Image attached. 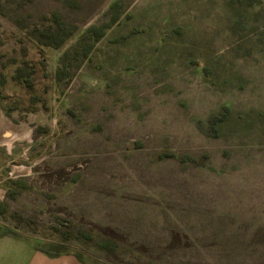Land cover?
<instances>
[{
    "label": "rangeland",
    "instance_id": "rangeland-1",
    "mask_svg": "<svg viewBox=\"0 0 264 264\" xmlns=\"http://www.w3.org/2000/svg\"><path fill=\"white\" fill-rule=\"evenodd\" d=\"M0 264H264V0H0Z\"/></svg>",
    "mask_w": 264,
    "mask_h": 264
},
{
    "label": "trees",
    "instance_id": "trees-1",
    "mask_svg": "<svg viewBox=\"0 0 264 264\" xmlns=\"http://www.w3.org/2000/svg\"><path fill=\"white\" fill-rule=\"evenodd\" d=\"M64 24H67V23L64 22ZM53 25H54L53 26L54 27V29H53L54 31L61 30V31L65 32L68 29V27L63 25V23L60 22V21L54 20ZM67 25H71V24H67ZM72 33H73V31H70L67 37H69Z\"/></svg>",
    "mask_w": 264,
    "mask_h": 264
}]
</instances>
